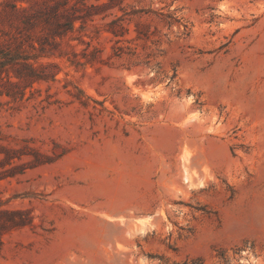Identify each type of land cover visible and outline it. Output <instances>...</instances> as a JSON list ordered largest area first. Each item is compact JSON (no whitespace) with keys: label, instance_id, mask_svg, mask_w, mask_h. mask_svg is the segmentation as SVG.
I'll list each match as a JSON object with an SVG mask.
<instances>
[{"label":"rangeland","instance_id":"obj_1","mask_svg":"<svg viewBox=\"0 0 264 264\" xmlns=\"http://www.w3.org/2000/svg\"><path fill=\"white\" fill-rule=\"evenodd\" d=\"M86 4L0 21V264H264V0Z\"/></svg>","mask_w":264,"mask_h":264},{"label":"trees","instance_id":"obj_2","mask_svg":"<svg viewBox=\"0 0 264 264\" xmlns=\"http://www.w3.org/2000/svg\"><path fill=\"white\" fill-rule=\"evenodd\" d=\"M6 1H13V0H1L0 1V21L8 20L10 18H18L19 16H23L26 25H32L34 23V19H41L44 21L49 30L50 37L55 40V37H61L64 33L73 32L75 30L74 24L77 20L81 19L79 16H75V12L77 10L85 12V14L90 15L92 8H96L93 5L88 6L86 4V0H75V4L70 7L71 11L66 8L68 0H58L53 5L49 6L46 3H43L42 6H17L15 2H12L11 5V12L7 13L4 10V5H8ZM20 1H28V0H20ZM46 15V16H45ZM168 18L172 20V15H167ZM62 19H65V23H62ZM17 45L22 44V40L16 36H13L11 39ZM11 40H5L2 44L4 46H10ZM54 43V42H53ZM56 45V43L54 44ZM4 47V50L0 49V72L4 70L5 65L12 63L14 60L18 59L15 58L16 54L11 52V50ZM12 61V62H11ZM29 66L31 70L33 69L31 65L25 64ZM16 77H20L19 74H15ZM0 214H8L12 215H20L21 212H0ZM21 222L18 223L19 226L24 225V219L21 218Z\"/></svg>","mask_w":264,"mask_h":264}]
</instances>
